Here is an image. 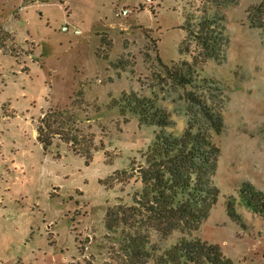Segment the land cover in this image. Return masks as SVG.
Returning <instances> with one entry per match:
<instances>
[{"label":"rangeland","instance_id":"obj_1","mask_svg":"<svg viewBox=\"0 0 264 264\" xmlns=\"http://www.w3.org/2000/svg\"><path fill=\"white\" fill-rule=\"evenodd\" d=\"M207 8L223 12L230 37L224 62L198 67L220 82L210 92L170 76L172 62L191 61L178 50L181 28ZM263 17L264 0H0V264H131L120 252L125 227L108 230V211L164 246L200 238L235 264H264V217L241 199L247 183L264 195ZM129 94L154 101L170 125L121 111ZM57 106L93 140L81 145L89 163L59 138L47 153L37 141L42 112ZM191 125L218 150L220 195L198 230L152 218L135 200L157 135Z\"/></svg>","mask_w":264,"mask_h":264},{"label":"trees","instance_id":"obj_2","mask_svg":"<svg viewBox=\"0 0 264 264\" xmlns=\"http://www.w3.org/2000/svg\"><path fill=\"white\" fill-rule=\"evenodd\" d=\"M201 13L181 28L187 36L178 50L182 56H191V61L172 62L170 76L183 88L210 92L217 90L220 82L200 76L198 67L208 61L224 62L230 37L223 12L207 8ZM250 17V21H254V16ZM255 27L264 30V17L255 22ZM193 43L196 50H193ZM125 97L121 111L137 115L141 122L150 126L163 129L170 125L167 114L154 101L138 94ZM36 132L37 141L46 153L59 138L74 153L85 157L87 163L93 158L90 149H81L82 141L92 145L93 140L81 133L67 108L57 106L42 112ZM217 151L203 128L191 125L180 137L160 133L145 154L148 166L141 176L143 186L136 195V203L152 218H177L198 230L210 217L220 195L212 180L217 169ZM241 199L254 213L264 217V195L250 183L245 184ZM228 210L232 219L237 218L234 202L228 204ZM116 216L108 211L105 225L110 231L121 225L125 227L121 230L120 252L131 264H235L219 245L200 238L181 237L175 244L164 246V239L155 241L130 224L117 221Z\"/></svg>","mask_w":264,"mask_h":264},{"label":"built area","instance_id":"obj_3","mask_svg":"<svg viewBox=\"0 0 264 264\" xmlns=\"http://www.w3.org/2000/svg\"><path fill=\"white\" fill-rule=\"evenodd\" d=\"M146 4H153L154 3V0H143ZM129 13H130V11L128 10V9H124L122 12H119V13H117L116 14V16L117 17H126V16H128L129 15ZM72 29V27L70 26V25H68V24H66L63 28H62V30L64 31V32H70V30ZM74 33L75 34H81V31L79 30V29H77V28H74Z\"/></svg>","mask_w":264,"mask_h":264},{"label":"crops","instance_id":"obj_4","mask_svg":"<svg viewBox=\"0 0 264 264\" xmlns=\"http://www.w3.org/2000/svg\"><path fill=\"white\" fill-rule=\"evenodd\" d=\"M14 59H15V58H14ZM17 59H18V58H17ZM17 59H16V60H17ZM18 62H19V61H18ZM68 87H69V85L67 86V88H68ZM52 100H53L54 103L65 104L64 102H59V101H57L56 98H55V96L53 95V93H52Z\"/></svg>","mask_w":264,"mask_h":264}]
</instances>
